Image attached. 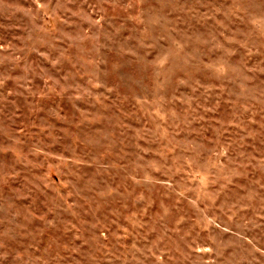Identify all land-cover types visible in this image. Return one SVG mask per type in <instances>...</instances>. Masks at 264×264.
I'll return each instance as SVG.
<instances>
[{
    "label": "rangeland",
    "instance_id": "1",
    "mask_svg": "<svg viewBox=\"0 0 264 264\" xmlns=\"http://www.w3.org/2000/svg\"><path fill=\"white\" fill-rule=\"evenodd\" d=\"M0 264H264V0H0Z\"/></svg>",
    "mask_w": 264,
    "mask_h": 264
}]
</instances>
